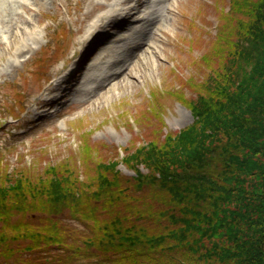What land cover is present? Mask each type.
Returning <instances> with one entry per match:
<instances>
[{
	"label": "trees",
	"instance_id": "16d2710c",
	"mask_svg": "<svg viewBox=\"0 0 264 264\" xmlns=\"http://www.w3.org/2000/svg\"><path fill=\"white\" fill-rule=\"evenodd\" d=\"M225 6L199 56L211 71L187 79L195 96L170 90L190 109L188 126L122 158L93 157L100 145L81 133L79 165L0 174V264H84L96 250L116 264H264V0ZM151 199L155 231L140 222L151 211L138 209ZM100 219V236L71 223Z\"/></svg>",
	"mask_w": 264,
	"mask_h": 264
},
{
	"label": "rangeland",
	"instance_id": "374dc122",
	"mask_svg": "<svg viewBox=\"0 0 264 264\" xmlns=\"http://www.w3.org/2000/svg\"><path fill=\"white\" fill-rule=\"evenodd\" d=\"M106 2L110 0H0V158L4 165L0 174L6 170L14 176H27L31 171L32 176H38L49 164L70 158L79 165L81 133L90 134L100 145H95L93 157L122 158L125 148L135 149L158 132L162 139L167 132L177 133L193 121L190 109L170 90L179 88L185 97L193 98L195 90L190 84L194 83L188 82V77L197 81L211 71L200 63L199 56L210 47L219 7L226 9L227 0L161 1L160 5L168 8V16L165 11L158 23L145 22L152 27L151 34L142 33L138 44L127 49L119 63L114 65V57H106L96 67L98 80L87 95L45 108L35 104L39 98L53 96L47 88L76 59L82 72L83 61L97 43L113 40L118 30L140 26L131 22V16L118 18L99 31L90 50L81 57V38L96 16L105 12ZM20 25L32 26L33 33L22 32L13 39V30ZM21 37L28 46L19 50ZM118 43L122 45L123 40ZM111 72L122 75L119 79L108 77ZM103 83L111 84L100 88ZM154 91L157 93L152 99ZM152 106L157 110H149ZM118 166L123 174L133 175L123 164ZM159 206L154 199L139 205L138 209L151 211L146 222L140 221L145 230L159 229ZM105 220H98L97 226L92 221L70 222L88 235L96 227L100 236ZM95 254L84 264H116L110 261V253L96 250Z\"/></svg>",
	"mask_w": 264,
	"mask_h": 264
},
{
	"label": "bare ground",
	"instance_id": "6f19581e",
	"mask_svg": "<svg viewBox=\"0 0 264 264\" xmlns=\"http://www.w3.org/2000/svg\"><path fill=\"white\" fill-rule=\"evenodd\" d=\"M156 1H163V0H149L141 1V0H110V2H106L108 4V7L106 8L105 12L102 14H99L96 16L95 20H93L89 25V28L87 29L84 37L81 38V57L86 54L87 51L90 50V45L92 44V41L96 39V36H99V31L103 28H107L108 25L115 22V20H118V18L125 19L127 16H131L132 23L135 25H140V27H130L129 29H122L118 30L117 34H115V37H113L114 41L118 34L121 33L123 40V44L121 45L116 44L114 45V48L108 53V57L114 59V65L116 63L120 62V56L125 53V51H128L130 47L133 46V44H138V42L141 40L142 33L145 30L144 23L142 22H150L155 24L156 18L161 15L163 12L164 7H160L161 5H156ZM165 1V0H164ZM169 1V0H166ZM144 5V9L136 11L139 7V5ZM136 11V12H135ZM166 14L168 12V8L165 9ZM168 16V14H167ZM130 17V18H131ZM32 19L28 20V23H30ZM158 23V22H157ZM19 28H21L19 30ZM17 28V26L13 30V34L11 37L19 38L21 36V33H27L29 36H31L33 27L30 26H24L20 25V27ZM152 30L148 33L151 34ZM125 39V40H124ZM13 41V40H12ZM21 45L18 48L23 49L24 46H28V41L21 37ZM119 61V62H118ZM79 59H76L73 61L66 69V72L63 73L59 78H57L55 84L53 86H49L47 90L49 92L53 93V96L49 97L48 99H37L35 101V104H37L40 108H45V106H53L57 102H66L67 100H72L75 96L78 95H87L90 92L89 87L87 88L88 81L96 82L98 79L97 77H90L87 73L86 75L85 70H83V80L82 77L77 78V80H73L74 75L76 74V71L80 70L78 67ZM102 63V62H101ZM92 69V68H91ZM90 72V71H88ZM121 73V72H120ZM119 72H111L109 73L108 77L114 76L115 79H119L122 74ZM77 75V74H76ZM111 83H103L100 84V88H104L107 86H110ZM41 117V116H40Z\"/></svg>",
	"mask_w": 264,
	"mask_h": 264
}]
</instances>
